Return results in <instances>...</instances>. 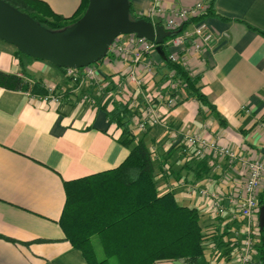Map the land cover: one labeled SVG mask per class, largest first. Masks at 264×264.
<instances>
[{
  "label": "crops",
  "instance_id": "1",
  "mask_svg": "<svg viewBox=\"0 0 264 264\" xmlns=\"http://www.w3.org/2000/svg\"><path fill=\"white\" fill-rule=\"evenodd\" d=\"M42 1L66 17L81 2ZM130 1L139 14L152 4L151 0ZM194 1L160 0L159 4L184 6ZM215 11L218 15L204 18L214 35L210 47L185 54L187 69L200 75L213 112L188 99L167 112L161 123L133 131L149 151L154 150L150 154L160 193L167 192L163 188L180 177L225 192L239 181V162L224 160L217 165V160L206 159L208 171L203 172L194 165L199 159L184 158L187 156L174 148L178 146L170 148L172 129L219 135L220 143L231 146L239 157H264V36L260 33L264 31V0H216ZM15 50L0 39V70L17 74L29 84L41 80L44 89L54 85L61 100L42 101L39 97L46 89L36 93L0 87V264H85L82 252L65 240L58 222L66 198L63 182L110 170L128 155L129 150L119 141L120 129L109 121L111 103L104 108L111 98L103 102L105 92L115 88L119 78L114 73L122 72L125 65L114 58L107 59L104 68L103 61L98 62L102 80L110 82L99 90V83H74L64 69L50 63L36 59L31 63L25 56L19 60ZM159 80L157 74L155 84ZM172 188L168 191L178 204L194 207L195 195L188 197L185 186ZM197 211L202 228L216 225L208 214ZM152 264L189 263L165 259ZM205 264L236 263L207 255Z\"/></svg>",
  "mask_w": 264,
  "mask_h": 264
},
{
  "label": "trees",
  "instance_id": "2",
  "mask_svg": "<svg viewBox=\"0 0 264 264\" xmlns=\"http://www.w3.org/2000/svg\"><path fill=\"white\" fill-rule=\"evenodd\" d=\"M5 1L52 31L62 30L79 20L89 2L81 0L75 12L66 17L55 13L42 0ZM129 2L130 18L151 20L145 14L135 12L130 0ZM215 3L216 0H210L206 10L192 20L218 15ZM159 24L161 25L160 22ZM166 33L168 35L164 36L163 42L156 46L165 55L162 63L156 66L159 82L167 79L168 71L174 70L175 77L181 81L177 93L180 100L176 106L184 100L195 99L213 112L214 107L202 90L200 75L191 74L180 62H173L168 58L166 41L173 34ZM260 33L264 36V31ZM15 55L19 60L26 56L17 49ZM102 60L104 58L98 62ZM114 75L121 77L120 72ZM0 87L45 92L41 80H34L29 84L19 75L2 70ZM109 103V121L120 129L119 141L129 152L118 166L110 170L63 182L66 198L58 222L65 240L82 252L85 264H111V258L117 264H152L165 259H183L189 264H205L207 255L211 259H229V231L220 225H213L210 233H203L196 208L178 204L171 191L159 192L150 151L143 139L132 132V112L115 97L106 101L104 108ZM174 148L184 155L183 147ZM183 164L187 166V162ZM194 165L203 172L208 171L206 159H199ZM258 203L260 207L264 205V189L259 195ZM94 236L104 253L105 258L102 260L96 258L92 241ZM208 241L214 242L215 249L208 247ZM255 247L253 264H264V225L259 228Z\"/></svg>",
  "mask_w": 264,
  "mask_h": 264
},
{
  "label": "built area",
  "instance_id": "3",
  "mask_svg": "<svg viewBox=\"0 0 264 264\" xmlns=\"http://www.w3.org/2000/svg\"><path fill=\"white\" fill-rule=\"evenodd\" d=\"M159 1L151 0V6L144 14L151 20L159 19L164 30L173 34L166 41L168 58L187 68L185 54L204 51L214 39L204 18H198L191 27H186L194 21L193 18L206 10L210 0H195L189 5L169 7L160 5ZM156 46L154 41L136 33L120 34L109 44L104 57L118 59L125 65L124 70L120 71L123 78H118L115 88L105 92L103 102L115 97L119 103L126 105L132 112V132L145 131L161 123L165 114L176 107L180 100L177 93L181 81L175 77L174 70L168 71L166 80L155 84L156 66L162 63ZM64 73L74 83H99V90L110 83L109 80H102L97 63L82 67L67 66L64 67ZM45 89L47 93L39 97L42 101L60 102L61 95L54 85H46ZM219 139V135L212 137L204 131L172 129L168 146L183 147L186 159H215L217 165L224 160L239 162L237 186L225 192L221 188L211 189L209 185L200 187L180 177L170 186L166 185L163 191L185 186L188 197L195 195L194 207L208 214L216 225L229 231L230 258L236 264H253L256 255L255 241L260 228L258 198L264 189V157L252 160L239 157L231 146L221 144ZM150 152L154 155L153 148ZM164 171L169 174L168 165L164 166ZM208 247L215 249L214 242L208 241Z\"/></svg>",
  "mask_w": 264,
  "mask_h": 264
},
{
  "label": "water",
  "instance_id": "4",
  "mask_svg": "<svg viewBox=\"0 0 264 264\" xmlns=\"http://www.w3.org/2000/svg\"><path fill=\"white\" fill-rule=\"evenodd\" d=\"M126 33H136L157 45L168 35L157 18H130L129 0H89L79 20L56 31L0 0V39L26 56L56 67L97 63L105 57L112 40ZM157 51L164 58V53ZM263 225L264 205L259 210V227Z\"/></svg>",
  "mask_w": 264,
  "mask_h": 264
},
{
  "label": "rangeland",
  "instance_id": "5",
  "mask_svg": "<svg viewBox=\"0 0 264 264\" xmlns=\"http://www.w3.org/2000/svg\"><path fill=\"white\" fill-rule=\"evenodd\" d=\"M26 58H29V61H31V63H33L35 60L33 59V58H31V57H28V56H25ZM103 61V63L101 64V68H104L105 67V63L107 62V58H104V60H102ZM38 63V62H37ZM213 229V227H211V228H202V231H203V233L205 232V233H210V231ZM205 235H207V234H205ZM93 245H94V247H95V255H96V258L98 259V260H102V259H104L105 258V256H104V253H103V251H102V249H101V246H100V244H99V242H98V239H97V237L96 236H94L93 237ZM207 241V240H206ZM110 261H111V264H117V262H116V260L115 259H113V258H111L110 259Z\"/></svg>",
  "mask_w": 264,
  "mask_h": 264
},
{
  "label": "bare ground",
  "instance_id": "6",
  "mask_svg": "<svg viewBox=\"0 0 264 264\" xmlns=\"http://www.w3.org/2000/svg\"><path fill=\"white\" fill-rule=\"evenodd\" d=\"M146 16V15H145ZM111 87V86H110Z\"/></svg>",
  "mask_w": 264,
  "mask_h": 264
}]
</instances>
